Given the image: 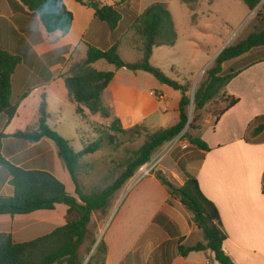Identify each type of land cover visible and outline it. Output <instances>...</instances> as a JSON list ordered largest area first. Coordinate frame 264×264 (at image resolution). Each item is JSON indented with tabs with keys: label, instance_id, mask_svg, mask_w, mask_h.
<instances>
[{
	"label": "crops",
	"instance_id": "0c3cea01",
	"mask_svg": "<svg viewBox=\"0 0 264 264\" xmlns=\"http://www.w3.org/2000/svg\"><path fill=\"white\" fill-rule=\"evenodd\" d=\"M63 1L73 16L71 28L65 35L59 32L48 34L32 13L27 10L13 13L8 0H0V45L21 59L11 77L10 104L19 103L16 115L7 123L0 113V134L6 136L0 138V154L7 162L24 170L51 173L64 184L70 195H74L73 183L50 140L43 138L31 143L10 137L18 131L36 129L38 107L44 95L48 127L52 120L55 121L54 129L69 141L73 150L72 145L78 144L79 148L74 152L81 151L87 143L83 138L84 134L87 135L84 126L75 128L69 136L57 129L63 127L68 113L74 112L83 120L95 116L83 107H80L82 115L76 113L77 105L69 97L64 80L76 65L84 62L88 46L108 50L112 46L111 33L95 18L92 9L74 0ZM113 4L110 0L103 5ZM150 4H146L142 11ZM189 13L195 11L189 10ZM121 46L122 43L118 47L119 56ZM252 52L222 65L223 75L232 71L238 73L225 88V95L238 102L212 124L205 123L198 130L199 138L210 151L193 148V153L202 159L197 162L192 175L219 212L221 228L226 235L222 249L233 264H264V130L252 135V131L264 123V60H250L253 54H258V51ZM99 62L105 61H98L91 68L98 72H113L97 70L94 65ZM118 70L113 72V80L101 95L111 117L112 103L126 107L127 103H135L138 98L139 90L117 81ZM139 94L142 95L140 91ZM148 95L160 101L164 98L162 92L149 91ZM140 108L144 113L143 107ZM166 110L163 106L162 111ZM150 114L146 112L140 119L145 121ZM177 122L178 119L173 125ZM95 153L81 158L80 165L85 157ZM163 171L164 168L159 169V173L165 176ZM11 195L10 179L0 169V196ZM66 212V206L57 205L53 211H36L14 217L1 215L0 234L11 235L16 243L28 242L63 226ZM94 216L95 212L90 224ZM98 227L105 228L100 240L95 241V245L102 242L105 246L104 264H218L209 251L191 252L186 257L177 254L178 243L191 247L197 243L205 244V241L179 199L169 194L156 176L141 181L122 196L117 195Z\"/></svg>",
	"mask_w": 264,
	"mask_h": 264
},
{
	"label": "trees",
	"instance_id": "16d2710c",
	"mask_svg": "<svg viewBox=\"0 0 264 264\" xmlns=\"http://www.w3.org/2000/svg\"><path fill=\"white\" fill-rule=\"evenodd\" d=\"M74 1L94 11L95 18L108 27L112 40V46L108 50L88 46L84 62L76 65L72 69L71 75L64 80L69 97L77 105L76 113L82 115L80 107H83L91 115L98 114L104 119L111 116L110 109L102 103L101 95L113 80L114 73L98 72L91 68L92 64L105 61L116 70L125 69L133 73L144 72L160 84L179 92L178 122L171 127L158 129L149 135L142 146L128 159L123 172L112 184L104 189L85 194L82 192L77 178L80 160L84 156L100 151L102 143L97 140L85 145L81 151L74 152L68 140L48 127L47 104L45 96L42 95L38 107L36 129L18 131L10 137L31 143H36L43 138L50 140L73 183L74 195H70L64 184L51 173L24 170L10 164L0 154V169L7 174L12 187L11 196H0V216L14 217L28 215L36 211H53L57 205L67 207L66 223L49 234L23 243L14 242L11 235L0 234V264H82L79 250L86 240L93 212L105 213L115 193L133 178L141 166L153 158L157 149L179 136L186 127L198 132L199 128L193 125L198 121L197 116L189 121L186 109L192 105L193 113L196 114L220 94L225 95V88L238 74L232 71L223 75L222 65L225 62L241 57L254 49L264 48V31H261L252 32L237 44L222 49L214 59L213 67L206 71V80L200 84L190 98L187 84L182 85L171 80L160 69L150 64L154 48L172 47L177 40L171 14L164 3H152L136 17L131 14V11H128L127 0H117L112 6L103 5L99 0ZM196 1L199 0H182L181 2L192 5ZM240 1L249 12H253L262 0ZM8 4L13 13H25L24 10L32 13L40 20L48 34L59 32L65 35L71 28L73 16L67 10L63 0H8ZM258 16H260V12ZM127 30H132L141 41L142 57L135 63L123 61L118 54V47L123 42L121 38ZM263 60L264 58L258 61ZM20 63V57L10 54L0 45V113L5 116L7 123L15 117L19 105L17 103L12 106L10 96L11 77ZM224 101L226 106L219 116L238 102L234 97L226 95ZM263 130L264 123H261L252 131V135L256 136ZM109 131L117 135L125 132L120 119L113 118L109 125ZM4 137L6 136L0 134V138ZM108 138L109 143L112 144V137ZM188 142L193 148L203 152L210 151L198 135H189ZM201 159L202 156L199 157V160ZM155 176L169 194L179 199L205 241V244L197 243L191 247H184L178 243L177 254L186 257L191 252L209 251L218 264H233L222 249L226 235L221 228L219 212L214 203L202 193L196 178L193 175L186 176L183 184L180 187H175L160 173ZM96 251L102 254L99 264H104L105 246L102 242L98 244Z\"/></svg>",
	"mask_w": 264,
	"mask_h": 264
},
{
	"label": "rangeland",
	"instance_id": "374dc122",
	"mask_svg": "<svg viewBox=\"0 0 264 264\" xmlns=\"http://www.w3.org/2000/svg\"><path fill=\"white\" fill-rule=\"evenodd\" d=\"M99 1L101 4L110 2V0ZM163 1L168 4L167 7V4L164 3L171 14L178 38L172 47L154 48L150 64L160 69L171 80L182 85L187 84L190 98L200 84L206 80V71L213 67L214 59L219 54L216 53L217 51L237 44L252 32L264 31V0L261 1L257 9L250 13L240 0H216L215 2L199 0L200 3L196 1L192 5L184 4L181 2L182 0H127L126 5L128 11L138 17L146 4L162 3ZM188 9L191 12L195 11V13L190 14ZM259 12L260 16L257 17ZM199 17L201 20L198 21ZM225 21L227 22L226 25ZM121 39H123L119 49L121 59L128 63L138 62L141 59V53L138 52L141 51V41L138 36L132 30H127ZM252 51H258V54H253L249 58L250 60L264 58V48ZM94 67L97 70L116 71L114 67L105 62H99ZM117 81L124 86L136 88L142 95L137 91L136 102H129L126 107L112 103L113 117L110 116L108 119L97 114L83 120L78 115L75 116L73 112L72 114L68 113L67 120L61 129L57 127L58 130H62L65 135L69 136V133H74L75 128L79 126L83 128L84 126L83 130L87 131V135L84 134L83 136L87 142L86 145L97 140L102 143L99 152L85 157L81 162L77 178L79 186L85 194L104 189L112 184L123 172L128 159L142 146L149 135L156 132L159 126L169 127L178 119L179 92L160 84L152 76L143 72L133 73L120 69L118 70ZM149 91L158 94L162 92L164 98L162 101L157 97L152 98L148 95ZM224 100L225 95L220 94L196 114L193 113V106L190 105L186 109L189 121L197 116L198 121L193 125L199 129L205 123L212 124L226 106ZM141 106L144 113L151 112L145 117V121L140 119L144 114L141 111ZM163 106L167 108L166 111H162ZM115 116L122 122L125 131L123 134L117 135L109 131V125ZM54 123L55 121L52 120L49 126L50 129L57 132L53 127ZM181 134L182 136H180ZM181 134L179 135L180 138L177 136L157 149L153 156V158H162L151 176H155L159 173V169L164 168V177L175 187H179L186 180V176L193 174L194 167L199 162V157L193 153V147L188 142V136H197V131L186 127ZM109 136L113 139L112 144L108 141ZM178 139L179 142H177ZM173 142L176 143L172 147ZM72 146L74 150L79 148L77 143ZM169 158L167 163L164 162ZM131 187L130 181H127L120 191L112 197L105 213L95 212L94 220L89 226L86 242L79 250L82 264H99L102 260V254L96 251L95 241L100 240L105 228L100 227L99 229L98 225L106 218L115 197L126 194Z\"/></svg>",
	"mask_w": 264,
	"mask_h": 264
},
{
	"label": "built area",
	"instance_id": "2783aa9c",
	"mask_svg": "<svg viewBox=\"0 0 264 264\" xmlns=\"http://www.w3.org/2000/svg\"><path fill=\"white\" fill-rule=\"evenodd\" d=\"M182 136V134L180 135ZM180 136L178 138H180ZM179 142V139L178 141ZM176 142H173L171 145H175ZM162 158V157H161ZM161 158H152L148 163L141 166L137 173L133 176V178L130 179V184H132V187L136 184L140 183L143 179L147 177H151L152 173L156 170L158 165L160 164ZM131 187V188H132Z\"/></svg>",
	"mask_w": 264,
	"mask_h": 264
}]
</instances>
